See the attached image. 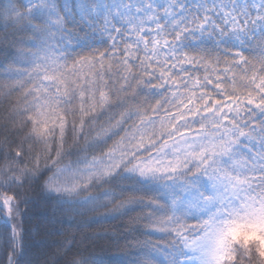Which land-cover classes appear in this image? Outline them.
<instances>
[{"label":"snow or ice","instance_id":"snow-or-ice-1","mask_svg":"<svg viewBox=\"0 0 264 264\" xmlns=\"http://www.w3.org/2000/svg\"><path fill=\"white\" fill-rule=\"evenodd\" d=\"M0 264H264V0H0Z\"/></svg>","mask_w":264,"mask_h":264},{"label":"trees","instance_id":"trees-1","mask_svg":"<svg viewBox=\"0 0 264 264\" xmlns=\"http://www.w3.org/2000/svg\"><path fill=\"white\" fill-rule=\"evenodd\" d=\"M67 227V225H65Z\"/></svg>","mask_w":264,"mask_h":264}]
</instances>
